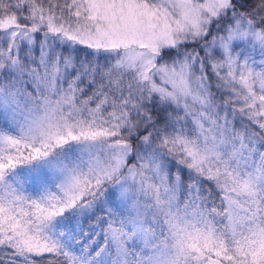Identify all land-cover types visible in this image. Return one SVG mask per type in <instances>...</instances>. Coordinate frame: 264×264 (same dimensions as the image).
Segmentation results:
<instances>
[{"label":"snow or ice","instance_id":"snow-or-ice-1","mask_svg":"<svg viewBox=\"0 0 264 264\" xmlns=\"http://www.w3.org/2000/svg\"><path fill=\"white\" fill-rule=\"evenodd\" d=\"M0 264H264V0H0Z\"/></svg>","mask_w":264,"mask_h":264}]
</instances>
